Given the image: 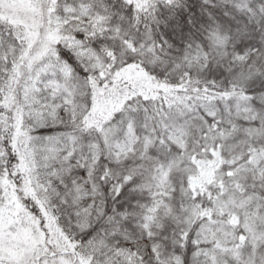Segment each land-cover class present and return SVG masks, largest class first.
<instances>
[{
  "label": "snow or ice",
  "instance_id": "6c2138e0",
  "mask_svg": "<svg viewBox=\"0 0 264 264\" xmlns=\"http://www.w3.org/2000/svg\"><path fill=\"white\" fill-rule=\"evenodd\" d=\"M0 264H264V0H0Z\"/></svg>",
  "mask_w": 264,
  "mask_h": 264
}]
</instances>
